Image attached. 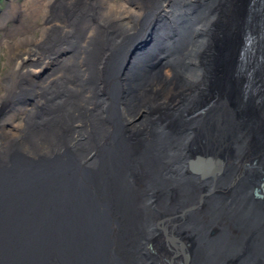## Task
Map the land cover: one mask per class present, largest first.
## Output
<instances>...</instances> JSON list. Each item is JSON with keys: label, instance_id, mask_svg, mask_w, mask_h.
I'll return each instance as SVG.
<instances>
[{"label": "bare ground", "instance_id": "obj_1", "mask_svg": "<svg viewBox=\"0 0 264 264\" xmlns=\"http://www.w3.org/2000/svg\"><path fill=\"white\" fill-rule=\"evenodd\" d=\"M106 1L56 0L47 35L3 44L19 60L0 107L49 67L17 135L0 134L10 204L27 187L53 215L17 214L44 231L35 264H264V0Z\"/></svg>", "mask_w": 264, "mask_h": 264}, {"label": "rangeland", "instance_id": "obj_2", "mask_svg": "<svg viewBox=\"0 0 264 264\" xmlns=\"http://www.w3.org/2000/svg\"><path fill=\"white\" fill-rule=\"evenodd\" d=\"M55 4L56 0H40L38 5L35 4L34 0L33 2L32 0H0V18L4 16L0 19V78L7 76V74L10 72L11 67H13L14 65L13 63L19 60L17 58L13 60L11 57H8L10 54V50L12 49L7 48L8 45L11 47L14 43H17L15 45L18 46L19 44V47H21V49L26 50V47L30 45V38H36L41 36L42 34L47 35L50 31L46 29V22L44 18L50 14L48 12H51V10H53ZM104 6H106L107 9H109L110 11L111 8L116 7H120L124 11L134 10L135 12H137L136 10L138 9V6L134 9V7L130 4H127L125 0H107ZM32 7H36L35 12H33L34 9H32ZM32 29L35 34L32 35L26 32ZM18 34L20 35L17 36ZM5 41L8 43L7 47H4L3 45ZM131 51L133 54H138L139 52L144 53V57H142L140 60L141 63L145 61V58L147 56L152 54V50H150L149 47H146V45L145 47L132 45L131 47H128V52L131 53ZM55 64H58V62H52V65L50 67ZM150 64H153V62ZM38 68L39 67L33 68L36 71L34 73V76H27L29 80H25L22 82L24 90L19 89L17 93L13 94L15 95L14 97H10L9 102H6L5 105L0 107L2 109V111H0V134L2 133L1 135H3L7 131V129H11V132H13L14 136H16L17 128L27 121L28 113H30L31 108H33L34 106L33 99L35 98V90L33 89L32 83H29V81H33V83L36 84L41 83V81L46 75H44L43 73L49 67L43 71H39L40 69ZM50 72L51 70H49L47 74H49ZM2 93L3 91L1 90L0 96L2 95ZM12 97L13 99H11ZM25 137L27 136H24L19 141L14 142V144L18 145L14 146L15 148L11 152L12 159L14 157H19L20 159V154L22 156L23 152H26L23 148V145L24 147H27L29 146V144H27L28 139H24ZM1 161L2 155H0V162ZM0 166V168L7 167V165L3 162L2 164H0ZM5 177L6 176L0 173V193L1 191L3 193V191L6 190V187L3 185L4 181L2 180V178ZM31 211L32 210H30V212ZM16 224H20L16 225V230H14L10 224L6 226L8 230H13L11 234L14 236L12 238L14 241H17L16 239H19V237L23 233V225L25 227L27 236L31 233L33 234V229H29L28 224H24L22 222H18Z\"/></svg>", "mask_w": 264, "mask_h": 264}, {"label": "water", "instance_id": "obj_3", "mask_svg": "<svg viewBox=\"0 0 264 264\" xmlns=\"http://www.w3.org/2000/svg\"><path fill=\"white\" fill-rule=\"evenodd\" d=\"M196 170H200V167H196ZM2 173V172H0ZM7 189V188H6ZM18 190V189H17ZM27 187L23 188V205L21 206V210L25 213L23 216L31 219L37 220V218H42L51 223L54 222L53 215L51 211H47L48 208L45 204L39 205L41 203L42 198L38 197V195L32 194L35 197H29V192L27 194ZM11 190H5L1 191L0 193V214L3 213L4 218L2 220H5V225L0 224V264H35V262H38L41 259V256H44L43 254H46L49 252V247L45 243L41 245V242H43L44 237V231L40 230V228L33 231V234L26 235V232L23 231L19 239H16L17 241H14L12 238L14 237L11 232L13 230H8L6 226L10 224L14 230H16V224L18 222H21L19 219L20 217L17 216L18 213L21 214L20 209L18 206H12L10 203H12L15 199L20 198L21 190L13 191L11 194ZM261 196V195H260ZM263 196H264V185H263ZM24 202H27L32 206V208L36 209L33 212H30L32 210L31 208H25ZM8 204L9 206L5 207V205ZM44 207V213L40 211V207ZM49 209V208H48ZM43 215H42V213ZM27 213V214H26ZM67 215L64 216H58V220L60 223H65L68 221L69 213H66ZM33 215V216H32ZM67 223V222H66ZM42 227V226H41ZM64 228L69 227H61L58 226L55 228L56 236L53 240L55 243L56 251L61 255L63 259L67 261L66 258L69 257L71 242L70 238L67 236V232ZM54 232L51 231L47 235H51ZM39 245V246H38ZM25 259V262L24 260ZM49 259V258H47ZM54 261L49 259L46 261H41L38 264H53Z\"/></svg>", "mask_w": 264, "mask_h": 264}, {"label": "flooded vegetation", "instance_id": "obj_4", "mask_svg": "<svg viewBox=\"0 0 264 264\" xmlns=\"http://www.w3.org/2000/svg\"><path fill=\"white\" fill-rule=\"evenodd\" d=\"M181 253V252H180Z\"/></svg>", "mask_w": 264, "mask_h": 264}]
</instances>
